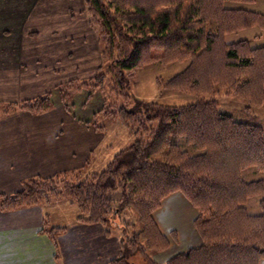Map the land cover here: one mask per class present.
<instances>
[{
	"label": "trees",
	"instance_id": "1",
	"mask_svg": "<svg viewBox=\"0 0 264 264\" xmlns=\"http://www.w3.org/2000/svg\"><path fill=\"white\" fill-rule=\"evenodd\" d=\"M85 1L101 34L117 51L108 69L114 79L156 60L152 51L163 49L164 55L157 60L166 61L175 52L194 58L197 64L163 87L194 91L205 79L197 71L205 64L201 59L212 54L216 45L224 49L225 69L248 75L235 85V91L256 106L264 101V47L252 49L248 41L224 44L218 33L209 35L204 28V18L214 13L211 21L216 23V31L252 25L264 29L263 15L225 6L227 2L254 0ZM191 1L196 5H190ZM106 76L96 80L102 83ZM159 85L162 88L163 84ZM202 91L210 92L207 88ZM47 108L26 107L35 114ZM137 110L124 107L119 111L117 116L127 122L134 142L118 153L105 171L78 185L66 183L61 190L56 179L30 181L22 192L2 196L0 211L26 208L54 195L70 198L77 205L80 222L106 225L113 207L109 194L120 191L121 206L138 213L142 228L132 240L122 239L121 255L111 264H129L130 257L141 253L147 264H157L144 246L159 252L169 247V241L152 214L164 199L181 193L199 213L195 228L203 244L166 264H260L264 259V179L246 181L243 172L256 168L264 173V126L235 120L221 113L214 101L181 107L150 103ZM181 142L192 152L183 150ZM255 199L257 214L247 207ZM58 230L48 232L52 240ZM171 236L176 238V233Z\"/></svg>",
	"mask_w": 264,
	"mask_h": 264
},
{
	"label": "rangeland",
	"instance_id": "2",
	"mask_svg": "<svg viewBox=\"0 0 264 264\" xmlns=\"http://www.w3.org/2000/svg\"><path fill=\"white\" fill-rule=\"evenodd\" d=\"M190 5H196V1H191ZM225 6L235 10L239 8L244 10L243 7L255 6L256 10L264 12V0L227 2ZM0 10V85L7 81L11 88L26 87L32 90L26 92L27 94L20 99L8 102L1 100L0 122L23 114L64 116L65 109L68 115L78 121L80 126L85 129L88 126L87 130L90 133L93 130L99 132V136L95 139L99 140V145L91 150L93 155L84 170L73 171L74 173L71 171L69 174L65 173L57 178H52L57 180L58 190H61L66 183L78 185L87 179L90 180L95 174L99 175L107 169L118 153L132 145L134 139L130 135L127 122L120 120L117 116L124 107L137 112V109L141 108L143 104L156 103L163 106L181 107L201 100L214 101L221 113L230 115L238 121H251L264 126V101L260 106H256L255 102L245 99L241 93L235 91V85L246 79L248 75L244 72L239 73L225 69L223 48H217L215 45L210 50L212 54L201 59V62L204 61L205 64L197 71L204 74L205 79L197 85L198 89L181 91L179 88L163 86L171 79L184 73L189 67L190 69L197 67V64H194V58L188 55L183 57L175 52L170 54L166 61L157 60L164 55L163 49L152 51V57L156 60L125 73L121 79H114L108 69L111 67L117 51L112 49L110 43L108 44V37L101 34L85 0H0ZM253 13L257 14V12ZM213 14L204 18V28L207 34L218 33L224 44L248 41L252 49L260 48L254 47V45H264L263 27L252 25L247 28L228 30L225 33L222 30L216 31V23L211 21ZM69 52L73 53L70 57L67 56ZM48 53L50 56L47 55ZM60 57L62 59L58 61L57 59ZM58 63H61V66ZM67 64L69 68L67 79L58 81L57 76L51 75L52 73L59 74L61 67ZM45 71L50 74L48 76L50 82L55 83L49 87L42 84L44 76H37L43 75ZM102 74L108 76L100 83L96 78ZM17 83L22 84L18 85ZM159 83L163 84L162 88ZM205 88L210 92H203L202 90ZM33 104L42 108L48 106V108L35 114L26 109L28 105ZM180 146L183 150L192 152L191 147L184 142H181ZM243 178L246 181H257L260 178L264 179V173L256 168H249L243 172ZM38 179L42 178L25 182L22 189L15 194L0 195V203L4 199L1 198L2 196H14L23 191L25 184ZM109 197L113 200V207L107 214V227L112 228L111 230L115 234L119 233L121 241L122 239L124 241L132 240L134 234L141 232L142 228L138 213L133 209L121 206L120 191L111 192ZM71 201L67 197L50 195L47 200H42L39 204L29 207L46 205L44 210H51L49 215L53 221L57 219L62 222L59 215H73V217L69 216V221L80 222L79 218L82 215L77 205ZM171 204L176 205V210L179 213L187 212L185 215H198L199 217L197 209L181 193L164 199L161 202V207L152 214V217L153 215H163L162 213L174 215L169 207ZM252 208L251 204L248 205L249 211L254 213ZM183 218L182 215L178 216L175 223L180 222L181 225H185L186 222ZM196 220L194 227L190 224L191 228L176 226L178 234L175 230L171 231V233H176V238H173L171 233L168 236L164 235L169 241V247L163 251L154 252L145 245L148 257L160 264L161 260L156 258L158 255L162 254V257L166 258L174 254L175 250H180L185 246H194L197 243L194 236L196 240L199 239V232L195 230ZM156 226L158 227L157 224ZM177 239H180L179 242H176ZM181 239L184 240L183 243H180ZM171 244L174 245L172 248L174 251H170ZM177 255L179 254L175 256ZM172 258L168 259L165 264ZM143 259L145 257L141 253L130 257L127 261L129 264H147Z\"/></svg>",
	"mask_w": 264,
	"mask_h": 264
},
{
	"label": "crops",
	"instance_id": "3",
	"mask_svg": "<svg viewBox=\"0 0 264 264\" xmlns=\"http://www.w3.org/2000/svg\"><path fill=\"white\" fill-rule=\"evenodd\" d=\"M243 8L264 15V12L256 10L255 6ZM261 46L264 45H254ZM47 55L50 56V53ZM71 55L73 53L69 52L67 56ZM61 59L62 57L57 60ZM58 64L61 66V63ZM47 72L37 76H44V79L41 78L42 84L49 87L55 83L50 82L48 78L50 74ZM51 75L57 76L58 81L67 79L68 64L61 67L59 74ZM30 91L32 90L26 87L11 88L6 81L0 85V101L20 99ZM64 111L66 112L64 116L23 114L0 122V195L17 193L29 180L57 178L71 171L74 173L84 170L89 165L90 157L93 155L91 150L99 145V140H95L99 132L93 130L90 133L87 130L88 126L86 129L80 126L75 118L68 115L65 109ZM250 204L254 213H259L258 201H250L248 205ZM45 206L38 205L11 212L0 211V264H111L120 256L121 237L119 233L112 232V228L107 227L108 224L69 221V216L73 215H59L62 222L57 219L53 221L49 215L51 210L45 211ZM175 206V204L169 206L174 215L167 213L153 215L165 236L172 230L177 231L176 226L194 227V221L198 217L185 215L187 212L179 213ZM181 215L184 216L185 225L175 223L177 217ZM53 228L59 230L54 233L52 240L48 235V229ZM198 237L196 240L194 236L197 242L194 246H185L174 251L172 249L174 245L171 244L170 251H174V254L166 258L160 254L156 258L161 260L160 264H165L176 254L198 248L203 244L199 234ZM183 241L181 239L180 243ZM260 264H264V259Z\"/></svg>",
	"mask_w": 264,
	"mask_h": 264
}]
</instances>
